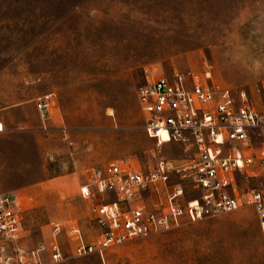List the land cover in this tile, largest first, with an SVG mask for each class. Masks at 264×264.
<instances>
[{
	"label": "rangeland",
	"instance_id": "rangeland-1",
	"mask_svg": "<svg viewBox=\"0 0 264 264\" xmlns=\"http://www.w3.org/2000/svg\"><path fill=\"white\" fill-rule=\"evenodd\" d=\"M193 71L264 109V0H0V192L22 213L21 246L57 240L44 264H264L255 209L187 223L104 252L87 176L112 162L147 171L182 160L143 129L137 91L148 71ZM55 96L45 122L35 100ZM260 144V142H259ZM246 186H257L249 181ZM102 196H98V199ZM8 254H11L10 252Z\"/></svg>",
	"mask_w": 264,
	"mask_h": 264
},
{
	"label": "built area",
	"instance_id": "built-area-1",
	"mask_svg": "<svg viewBox=\"0 0 264 264\" xmlns=\"http://www.w3.org/2000/svg\"><path fill=\"white\" fill-rule=\"evenodd\" d=\"M137 97L148 137L158 146L182 144L191 157L160 160L147 171L112 162L103 173L87 176L80 194L95 201L101 232L90 245L72 230L80 239L75 256L103 257L113 247L245 205L255 209L264 239V109L245 93L210 84L191 70L148 71ZM54 102L53 93L35 100L43 129ZM249 181L257 186H246ZM61 230L54 224L50 242L24 248L19 200L0 192V264H44L46 254L52 263L67 260L57 240Z\"/></svg>",
	"mask_w": 264,
	"mask_h": 264
},
{
	"label": "bare ground",
	"instance_id": "bare-ground-1",
	"mask_svg": "<svg viewBox=\"0 0 264 264\" xmlns=\"http://www.w3.org/2000/svg\"><path fill=\"white\" fill-rule=\"evenodd\" d=\"M2 129H3V127H2V125H0V131H2Z\"/></svg>",
	"mask_w": 264,
	"mask_h": 264
}]
</instances>
